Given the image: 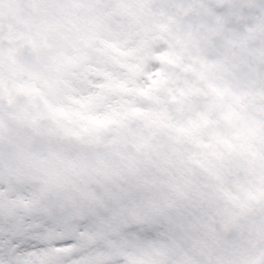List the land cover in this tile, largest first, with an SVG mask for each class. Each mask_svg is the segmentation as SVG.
Segmentation results:
<instances>
[{
	"label": "snow or ice",
	"instance_id": "obj_1",
	"mask_svg": "<svg viewBox=\"0 0 264 264\" xmlns=\"http://www.w3.org/2000/svg\"><path fill=\"white\" fill-rule=\"evenodd\" d=\"M253 204L264 0H0V264H240Z\"/></svg>",
	"mask_w": 264,
	"mask_h": 264
},
{
	"label": "clouds",
	"instance_id": "obj_2",
	"mask_svg": "<svg viewBox=\"0 0 264 264\" xmlns=\"http://www.w3.org/2000/svg\"><path fill=\"white\" fill-rule=\"evenodd\" d=\"M226 248L240 264H264V208L253 204L238 226L229 231Z\"/></svg>",
	"mask_w": 264,
	"mask_h": 264
}]
</instances>
